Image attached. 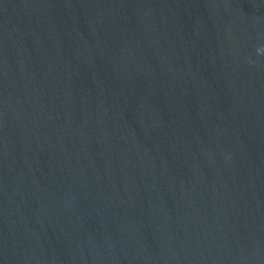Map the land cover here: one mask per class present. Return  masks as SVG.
I'll return each mask as SVG.
<instances>
[{"label": "water", "instance_id": "obj_1", "mask_svg": "<svg viewBox=\"0 0 264 264\" xmlns=\"http://www.w3.org/2000/svg\"><path fill=\"white\" fill-rule=\"evenodd\" d=\"M0 264H264V0H0Z\"/></svg>", "mask_w": 264, "mask_h": 264}]
</instances>
